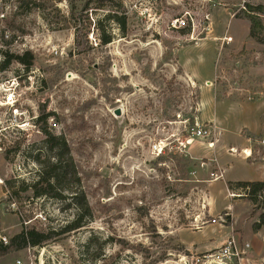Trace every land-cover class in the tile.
Here are the masks:
<instances>
[{"label": "rangeland", "instance_id": "374dc122", "mask_svg": "<svg viewBox=\"0 0 264 264\" xmlns=\"http://www.w3.org/2000/svg\"><path fill=\"white\" fill-rule=\"evenodd\" d=\"M86 1L0 0V63L5 53L34 57L5 69L30 76L20 112L47 115L76 174L58 186L71 190L63 199L13 196L5 182L16 180L15 192L34 183L33 158L51 153L36 120L3 132L2 235L59 232L77 218L73 192L88 204L81 228L0 264H264V227L253 233L261 206L235 186L264 181V44L239 17L264 0H93L83 10ZM176 19L184 27L172 28ZM101 34L111 42L100 45ZM4 112L0 127L12 129ZM196 122L208 136H191ZM231 239L230 260H207Z\"/></svg>", "mask_w": 264, "mask_h": 264}, {"label": "trees", "instance_id": "16d2710c", "mask_svg": "<svg viewBox=\"0 0 264 264\" xmlns=\"http://www.w3.org/2000/svg\"><path fill=\"white\" fill-rule=\"evenodd\" d=\"M92 1L93 0H87L83 10H86L87 6ZM243 8L244 9L239 13V17L249 23V37L254 39L259 44H264V20L261 18V16L264 15V6H253L246 3ZM85 18L88 21V17L86 16ZM112 18L115 17L113 16ZM85 30L89 31V27H86ZM110 42V36L101 34L100 45H107ZM12 60H16L28 69L33 65L34 57L30 52H26L22 56L5 53L4 60L0 63V70H5ZM46 117L47 115L41 114L36 119V125L45 136V143L47 146L46 150L48 153H51V157L45 156V158L42 159V155L38 153L33 158V160L42 167L37 176V180L34 183H21L15 192L14 189L16 188L15 184L17 181L10 180L5 182L7 188L12 191L13 196H17L19 193L30 192L33 198L45 197L63 199V192H71L70 189H64L65 191L58 189V186L61 183L76 177L71 164L72 159L70 157V150L64 138L53 135L47 131L45 125ZM7 154L8 153H6V155ZM5 158L7 159V156ZM231 185L232 183H229V186ZM235 186L243 192V198H246L255 207L261 206L260 208L262 212L260 213L258 220L253 225V233L256 234L262 227H264V181L236 182ZM73 193L74 196L71 198L77 201L75 209L78 212L77 218L74 221L65 226L59 232L52 231L44 233L34 228L22 229L18 234L10 238L7 245L0 242V259L14 252L28 248L41 247L43 244L57 236L67 234L81 228L83 226L85 216H88V204L85 201L83 193ZM79 198L80 201L78 202Z\"/></svg>", "mask_w": 264, "mask_h": 264}, {"label": "built area", "instance_id": "2783aa9c", "mask_svg": "<svg viewBox=\"0 0 264 264\" xmlns=\"http://www.w3.org/2000/svg\"><path fill=\"white\" fill-rule=\"evenodd\" d=\"M0 10H1V2H0ZM4 17V14L0 12V19ZM172 28H182L184 27V21H179L178 19L174 20L173 24L171 25ZM227 42V44L233 42V38L231 36L226 37L222 41ZM0 76H5L4 79L0 80V110H4V114L8 115V121L14 123V127L12 129L10 128H1L0 127V151H2L1 146L4 145V141L6 140L5 135L3 132H6L8 130H11V134L17 135L19 131H23L25 129L23 128H32L34 127V121L36 120L34 117L30 118L25 116L26 114L20 112V105L23 100V96L26 94V92L29 91V86L26 85L27 80L30 81V76H27V74L24 73H14L10 72L8 69L5 71H2L0 73ZM23 116L24 122H20V118ZM27 117V118H26ZM29 118V119H28ZM19 121V122H18ZM209 135V132L203 127L199 126V124L196 122L195 126L191 128V136L202 139ZM189 142L182 141L179 143L180 148H184ZM259 145L261 147H264V136L260 138ZM165 146H154L153 150L155 151L156 156H159L162 154ZM229 151L236 152L237 150L235 148L229 149ZM241 154L245 155V158H250L251 151L249 149L242 150ZM1 184V183H0ZM10 208L16 212L15 205L11 204ZM43 221H45V218L39 217ZM30 221H28V224ZM211 223H215V220H212ZM0 242L4 245L8 244L7 238L2 235V232L0 230ZM248 247V246H247ZM236 249V245L234 241L228 240L226 244L222 247L219 253L217 255H208L207 260H212V262H222L225 260H230L233 257V251ZM17 264H20L19 262Z\"/></svg>", "mask_w": 264, "mask_h": 264}, {"label": "crops", "instance_id": "0c3cea01", "mask_svg": "<svg viewBox=\"0 0 264 264\" xmlns=\"http://www.w3.org/2000/svg\"><path fill=\"white\" fill-rule=\"evenodd\" d=\"M216 163L218 164V167H219V175L221 176V177H223L224 176V172H225V170L226 169H228V167L227 166H225L222 162L221 163H219L218 161H216ZM230 167V166H229Z\"/></svg>", "mask_w": 264, "mask_h": 264}, {"label": "water", "instance_id": "95a60500", "mask_svg": "<svg viewBox=\"0 0 264 264\" xmlns=\"http://www.w3.org/2000/svg\"><path fill=\"white\" fill-rule=\"evenodd\" d=\"M113 114L115 115V117H120L121 115V110L120 109H116Z\"/></svg>", "mask_w": 264, "mask_h": 264}]
</instances>
